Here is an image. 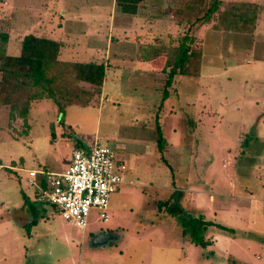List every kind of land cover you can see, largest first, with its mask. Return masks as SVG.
Returning a JSON list of instances; mask_svg holds the SVG:
<instances>
[{
    "label": "rangeland",
    "instance_id": "1",
    "mask_svg": "<svg viewBox=\"0 0 264 264\" xmlns=\"http://www.w3.org/2000/svg\"><path fill=\"white\" fill-rule=\"evenodd\" d=\"M221 1L215 16L232 2L261 7L249 32L191 24L204 8L192 0H144L135 14L115 0H0L5 53L32 33L60 40L62 60L108 68L87 104L39 96L26 119L0 105V264H264V0ZM183 36L200 49L199 74H175L164 92ZM150 43L163 52L143 62ZM94 143L113 151L124 183L108 220L93 208L82 231L36 201L28 171L61 172ZM189 216L233 234L210 224L211 243L195 245L182 234ZM102 231L113 238L93 244Z\"/></svg>",
    "mask_w": 264,
    "mask_h": 264
},
{
    "label": "trees",
    "instance_id": "2",
    "mask_svg": "<svg viewBox=\"0 0 264 264\" xmlns=\"http://www.w3.org/2000/svg\"><path fill=\"white\" fill-rule=\"evenodd\" d=\"M144 0H115V5L122 13L135 14L138 4ZM193 3H203L201 15L191 19L190 23L203 25L215 18L220 20L222 29H240L249 32L248 23L257 21L261 8L257 3L232 2L228 10L215 16L222 4L221 0H192ZM187 3V2H186ZM191 7V3H188ZM190 4V5H189ZM246 8L242 9L241 6ZM224 26V27H223ZM252 28V27H251ZM189 37L183 36L181 42L171 49V56L166 59L169 68L165 81L164 92L171 86L175 74L198 75L201 68L200 49L190 47L185 41ZM191 39V38H190ZM8 41L6 32H0V105H7L11 111L26 119L31 101L39 96L52 98L58 105L67 103L87 104L91 94L101 92L107 65L104 61H69L60 59V40L28 33L23 36L18 55L5 53ZM2 45V47H1ZM142 52L144 61L159 56L164 47L153 43L145 46ZM169 49L166 51L168 54ZM83 83L93 86L87 89ZM86 96V97H85ZM157 146L163 152L166 142L157 124ZM82 147V146H77ZM162 159L165 161L164 157ZM160 208V207H159ZM54 209V208H53ZM182 234L189 235L195 245L207 246L211 243L206 239V227L215 222L204 220L201 216L181 218ZM218 227L233 234V227L215 223Z\"/></svg>",
    "mask_w": 264,
    "mask_h": 264
},
{
    "label": "built area",
    "instance_id": "3",
    "mask_svg": "<svg viewBox=\"0 0 264 264\" xmlns=\"http://www.w3.org/2000/svg\"><path fill=\"white\" fill-rule=\"evenodd\" d=\"M120 165L108 146L94 143L74 148L61 172L29 170L28 184L38 203L53 207L64 221L83 231L93 208L103 221L108 220L110 195L124 183Z\"/></svg>",
    "mask_w": 264,
    "mask_h": 264
},
{
    "label": "water",
    "instance_id": "4",
    "mask_svg": "<svg viewBox=\"0 0 264 264\" xmlns=\"http://www.w3.org/2000/svg\"><path fill=\"white\" fill-rule=\"evenodd\" d=\"M113 238V235L106 233L105 231H102L99 235L95 237L93 240V244H105L108 239Z\"/></svg>",
    "mask_w": 264,
    "mask_h": 264
},
{
    "label": "crops",
    "instance_id": "5",
    "mask_svg": "<svg viewBox=\"0 0 264 264\" xmlns=\"http://www.w3.org/2000/svg\"><path fill=\"white\" fill-rule=\"evenodd\" d=\"M112 35L113 34H111V36H110V41L112 40ZM61 55V54H60ZM143 62H147V61H143ZM106 72H108V68H106V71H105V74H106ZM104 82H105V78H104V81H103V84H104ZM102 87H103V85H102ZM102 87H101V89H102ZM71 159V158H70ZM70 159H69V162H70ZM69 164V163H68ZM68 166V165H67ZM67 168V167H66ZM65 168V169H66ZM65 169H63V170H65ZM54 172V171H53ZM247 242H250V240H246Z\"/></svg>",
    "mask_w": 264,
    "mask_h": 264
}]
</instances>
